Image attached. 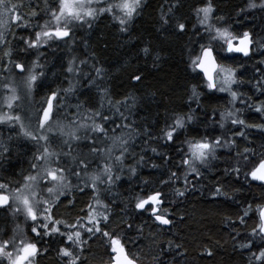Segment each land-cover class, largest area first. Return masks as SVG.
Wrapping results in <instances>:
<instances>
[{
	"label": "trees",
	"instance_id": "obj_1",
	"mask_svg": "<svg viewBox=\"0 0 264 264\" xmlns=\"http://www.w3.org/2000/svg\"><path fill=\"white\" fill-rule=\"evenodd\" d=\"M205 2L143 0L139 14L125 26L127 31H121L120 24L105 16L92 22L90 28L87 24L73 27L67 44L63 41L50 42L49 46L38 50L25 51L24 40L50 20L49 9L55 10L58 0H12V3L22 5L20 11L28 15L29 27L10 25V33H5L6 42L0 43V91L3 93L9 90L4 87L7 78L18 81L17 77H21L7 63L10 58L5 52L11 49L12 58L24 63L26 70L38 59L43 65L40 71L55 75L52 85L44 86L46 79L39 83L34 93L35 99L48 94L54 85L63 90L71 83L75 90L64 97L63 109H78L81 119L90 107L99 106L103 90L107 89L101 111L113 116L116 124L122 122L129 125L127 128H116L110 136L126 135L135 130L134 144L129 148L131 154L125 158L122 166H115L114 174L120 175L121 180L108 190L98 181L97 192L80 185L55 204L52 215L54 219L73 223L85 216L89 204L93 207L96 201H100L102 212L109 217L107 224L102 222L100 227L112 236H119L128 255L139 264H250L254 259L250 251L264 243L256 237L253 249L240 247L248 239H253L250 234L258 227L259 217L255 209L264 206V186L245 180L243 174L239 180L234 174H229L231 166L237 163L234 159L237 150L243 152L244 148H249L250 155L255 154L253 160L264 155V131L249 128L246 130L247 139H244L235 136L237 129L243 126L226 121L222 128L220 114L233 109L231 97L218 91L210 92L189 67V50H196L201 43H208L207 34L195 15V9L204 6ZM211 2L215 8L212 23L227 26L236 35L249 32L255 41L250 57L220 52L218 62L237 70L240 83L234 86V90L242 98L253 104L264 101V89L257 88V80L264 84V9L250 8V0ZM254 2L259 5L262 0ZM32 12L37 14L32 16ZM162 17L167 19L166 24ZM181 22L186 25L185 33L178 31L177 25ZM146 47L150 51L147 56L143 51ZM72 60L75 61V68L82 69L79 75L66 71ZM81 61L86 63L82 64ZM94 66L102 68L103 78L96 76ZM135 74L142 75L143 83L139 86L132 79ZM193 86L200 94L198 100L192 97ZM125 98L127 107L122 105L120 110L127 117L126 120L107 103L108 100L115 103ZM235 108L241 110L238 115L246 123H264V117L256 113L254 107L241 103L240 99L235 102ZM188 113L194 116V120L181 130L183 134L177 133L179 139L173 144H165L163 140L155 138L166 122L171 123L175 116ZM109 126H113L111 122ZM145 129L148 134H144ZM202 136L221 137L229 141L235 139L236 144L220 148L217 158L207 168H201L198 178L188 174L186 185L185 169L181 163L183 152L180 150L186 149L185 140ZM88 144L86 142L79 146L84 155L88 154L92 160L86 172L92 175L101 170L97 165L103 160L99 154L92 156ZM105 146L111 147L112 141L98 142V147ZM153 147L160 155L152 152ZM30 149L28 142H9V152L0 154L2 181H18L28 173L31 166ZM117 154L119 149L113 157ZM141 156L144 159L139 161ZM153 164L157 167H152ZM131 168L136 169L135 175L131 174ZM173 172L176 173L175 177L172 176ZM216 186H221L227 195L216 196ZM81 187L84 191H80ZM177 189L186 190V195H175ZM156 190L166 191L169 195V200L161 206L162 210L166 207L171 213L173 223L167 229L159 226L149 212L135 208L137 197ZM103 205H107V208ZM248 205H252V210L244 218L245 223L240 224L239 218ZM4 215L17 216V221L21 223L18 229L32 234L33 222L11 209L0 212V231H6L10 226L8 216ZM90 235L91 239L88 238ZM35 237L31 235L28 240L36 242L41 249L37 256L38 264H63V259L58 255V248L63 246L62 238ZM82 239L87 243L83 252L77 253L79 264H109L112 261L108 237L83 232ZM205 249H212L213 256L208 257Z\"/></svg>",
	"mask_w": 264,
	"mask_h": 264
},
{
	"label": "snow or ice",
	"instance_id": "obj_2",
	"mask_svg": "<svg viewBox=\"0 0 264 264\" xmlns=\"http://www.w3.org/2000/svg\"><path fill=\"white\" fill-rule=\"evenodd\" d=\"M92 2L93 0H58L55 10L49 9L50 20L46 21L38 31L32 33L29 39L24 40L25 51L28 49L38 50L49 46L50 42L63 41L67 44L72 36L73 27L87 24L90 28L92 21L98 15L104 12L113 13V10H116L114 18L119 19V23L122 26L121 31H127L125 26L133 21L143 6V0H116V2L97 9L91 6ZM21 7L22 5L12 3V0H0V43L6 42L5 33H10V25H15L17 28L29 27L28 15L20 11ZM249 7L264 9V0L259 5L254 0H250ZM214 12L215 8L211 0H206L204 6L195 9L197 20L207 34L208 43H201L198 49L189 50V67L203 80L205 87L210 92H227L231 96L233 109L225 110L220 114L222 121L220 126L223 128L226 121H230L232 125L243 126L237 129L235 136L247 139V129L257 128L260 131H264V123H246L238 115L241 110L235 108V102L240 99L241 103L254 107V111L264 117V101L253 104L248 99L242 98L233 89L234 85L240 83L237 79V70L219 63L217 57L220 52L239 53L245 57L249 56L253 43L252 37L249 32L236 35L227 26H218L212 23ZM36 14V12L31 13L32 16ZM216 18L219 19V17ZM162 20L165 24L168 22L164 17H162ZM177 28L180 33H185L186 31L185 23H178ZM213 42H215V45ZM143 51L146 56L150 54L147 47ZM5 55L10 58L7 63L11 64L14 70H18L19 73L26 72L25 64L18 62L17 58H12L11 49L6 51ZM81 63L84 64L86 61H81ZM74 65L75 61H70L66 71L79 75L82 69H77ZM37 68H43L38 59L32 63L27 69L26 75L22 77L29 95L38 86V79L45 75L43 71L37 73ZM3 70L7 71V68ZM102 71V68L95 67L97 77L103 78ZM132 79L137 86L143 83L141 74L133 75ZM6 87L8 86L6 85ZM257 88L258 90L264 89V84L259 80H257ZM74 90L75 88L71 83L68 88L63 90L49 89L43 105L36 113L35 130H27L20 115H0V123L5 121L17 122L23 135L38 145L37 154L34 155L31 164L34 174L30 173L24 177L23 187L9 190V184L0 183V208L11 209L14 213H22L26 218L30 219L33 222L31 232L41 239L46 236L62 238L61 244L63 246L58 248V255L63 259V264H79V255L77 253H82L84 245L87 243V240L82 239L83 232L89 234L100 233L108 237L111 252L114 254L112 256V264H136L135 258L129 257L120 237L112 236L108 231L100 227L102 222L107 224L108 214L98 212L91 204L88 205V211L85 216L73 223L53 218L52 208L55 206L59 196L64 195L65 190L71 185L70 177L74 176L79 180L81 172H87L92 163V160L87 157L72 155L73 143L79 142L82 138L87 139L90 153L96 155L101 153L98 142L109 139L112 141V146H105L103 150L102 164L97 165L101 170L88 177L90 184L87 181L85 182V187H91L93 192L98 190V181L111 185L114 179H119V176L114 174L113 167L123 165L125 158L131 154L129 148L134 144L135 130L130 131L127 135L110 136V133L115 132L116 128H127L129 125L122 122L121 124H116L113 116L101 111L104 107V96L107 95V89L103 90L99 106L90 107L87 110L88 114L82 117L85 121L84 123L73 120L71 124H65L60 118V112L65 107L64 97ZM9 91L12 94L5 96L4 99L7 107L12 109L14 102L20 97L16 94L15 87H9ZM61 91L64 93L63 96ZM191 94L192 97L198 100L200 94L195 86L192 87ZM262 95H264V92H262ZM107 103L114 107L116 112L120 113L122 119H127L120 110L122 105L127 107V98L115 103L108 100ZM78 107L80 106L78 105ZM193 120L194 116L191 113L175 116L171 123L166 122L165 127L160 130L159 135L155 138L163 140L165 144H173L175 140L179 139L177 133L186 129ZM110 122L113 125L112 127L109 126ZM53 125H55L60 136L63 137L59 148L53 147V144L56 143L55 137L50 138L47 134L52 132ZM81 129L86 132L84 137L79 135ZM87 133H91V135H87ZM144 134H148L147 129H145ZM181 134L183 133L181 132ZM184 143L187 147L180 151L183 152L181 163L185 169V184L187 185L188 174H194L198 178L201 175V168H207L211 161L217 158L216 154L220 148L232 147L236 144V141L235 139L229 141L221 137L208 138L207 136H202L199 139H187ZM65 146L67 151H65ZM117 146H119V154L113 157V149ZM151 150L160 155L155 147ZM254 155V153L250 155V149L247 147L244 148L243 152L237 150L234 156L237 163L231 166L229 174H234L237 180L243 174L245 180L259 182L261 186H264V155L253 160L252 156ZM63 156H71L75 167L65 166L67 162H61ZM143 159V156H141L139 161ZM109 161H112V163H109ZM152 167L155 168L157 165L153 164ZM225 171L228 170L226 169ZM130 172L135 175L136 169L131 168ZM172 176L175 177L176 173L173 172ZM164 183H168V181H164ZM80 191H84V188L81 187ZM42 193L48 194L47 197L43 196ZM214 193L216 196L227 195L222 191L221 186H216ZM175 195L184 197L186 190L177 189ZM166 200H169V195L166 191L146 192L142 197L136 198L135 208L149 212L160 225H171L173 223L170 218L171 213L168 212L166 207L163 210L161 209ZM103 207L106 209L107 205H103ZM250 210H252V205H248L243 215L239 218L240 224L245 223L244 218L249 216ZM255 211L259 217L258 227L254 228L250 234L253 239H248L240 245L242 249H253L254 238L256 237H259L264 242V206L257 207ZM85 219L87 224L82 222ZM230 223L235 224L236 222L230 221ZM128 227L130 228L131 225H128ZM88 238L91 239V235ZM9 246H11V250H9ZM44 251H47V249ZM40 253L41 249L37 243L31 240L21 238L17 242L13 238L0 241V259L6 260L7 264H36V257ZM205 254L211 257L213 256V250L205 249ZM250 256L254 258L250 261V264H264V243L257 245L255 250L250 251Z\"/></svg>",
	"mask_w": 264,
	"mask_h": 264
},
{
	"label": "rangeland",
	"instance_id": "obj_3",
	"mask_svg": "<svg viewBox=\"0 0 264 264\" xmlns=\"http://www.w3.org/2000/svg\"><path fill=\"white\" fill-rule=\"evenodd\" d=\"M112 2H116V0H93L92 2V7L94 8H102L105 7L107 4L112 3ZM116 15V10H113V13H108V12H104L100 15H98L95 20H93L92 22L102 18V17H109L112 21L119 23V19L114 18V16ZM79 26V25H78ZM81 26V25H80ZM254 39V38H253ZM254 41V40H253ZM255 42V41H254ZM3 44V43H2ZM215 44V42H214ZM1 47H3V45H1ZM225 54H231V53H227L225 52ZM224 54V55H225ZM227 66V65H225ZM228 67V66H227ZM37 73L40 72V68L36 69ZM27 72V70H26ZM25 73H20L21 77H17L19 78L18 81H16L14 78H7L5 80V88L9 87H15L16 89V94L20 97L18 100H16L13 104L12 109H9L7 107V104L5 103V96L11 95L12 93L8 90L7 93H3V91H0V115H6V114H11V115H20L21 119L23 121V123L26 126L27 130H35L36 129V113L40 110L41 106L44 103V98L46 97L43 96L41 98H36L35 99V91L38 89L39 87V83L43 80L44 86L46 85H52L54 79H55V75H48L45 74L43 77L39 78L37 81V87L34 89V91L32 92L31 95L28 94L24 83H23V79L22 77L26 75ZM6 85L8 87H6ZM235 86V85H234ZM233 86V89H234ZM53 90H58L59 87L57 85L52 86ZM2 89V86L0 85V90ZM60 90V89H59ZM221 93V92H219ZM221 94L224 95H228L230 96L227 92H223ZM61 95L63 96L64 94L61 92ZM231 97V96H230ZM65 100V99H64ZM81 112L78 109H62L60 112V115L65 116L62 117L60 116V118L62 119V121L65 124H71L73 120L75 121H79L81 123H84L85 121L83 120V118L79 119V114ZM84 115H87L88 113H83ZM81 115V114H80ZM83 115V116H84ZM47 127V126H46ZM50 138H52L53 136L56 139V143L53 144V147L59 148L60 145V141L63 139V137L60 136L58 130L56 129L55 125H53V130L51 133H47ZM79 135L81 137H84L86 135V132L84 129H81L79 132ZM87 135H91V133H87ZM127 135V134H126ZM116 136V135H114ZM22 141V142H28L31 145V151H29V155H30V161L29 164L31 165L33 162V157L34 155L37 154V148L38 145L36 144V142L31 141L29 138L25 137L23 135V133L21 132L20 128H19V124L15 121H5L4 123H0V154H7L8 151V144L11 141ZM89 142L86 139H81L79 142L73 143L72 145V155L74 156H78V157H89V155L87 154L86 156L84 155V152L82 150V148H80L79 145H82L83 143ZM42 143V142H41ZM119 149V146H117L116 148L113 149L112 155ZM103 150L104 148H101V153L99 154L102 157L103 160ZM65 151H67V147L65 146ZM98 155V154H96ZM92 156H95L94 154H92ZM71 156H63L61 158V162L62 163H66L65 166L67 167H75V165L72 163V157L69 158ZM99 159V157H98ZM109 163H111V161H109ZM102 164V163H101ZM92 167L94 168V164L92 165ZM115 166L113 167V172L115 173ZM79 170V169H77ZM34 174L33 170L31 168V166L28 168V173L25 174L22 179L18 180V181H2V179L0 178V183H7L10 186L9 190L15 189L17 187H23V183H24V177L28 174ZM90 176V174L86 173V172H81V178L78 180L76 177H70L71 179V185L69 186L68 189L65 190L64 195H60L58 200L60 201L62 198H65L66 196H68L74 189L79 188L80 185H85V182L87 181L89 184L91 183L90 181H88V177ZM119 176V179L116 180L114 179V182L109 185V184H105V190H108L110 187H114L115 186V182H118L121 180V176ZM107 186V187H106ZM108 188V189H107ZM43 196L47 197L48 194L46 193H42ZM58 200L56 201V203L58 202ZM55 203V204H56ZM102 203L99 201V203H97V201L95 202L93 208L96 209L98 212H102L101 209ZM4 216H8V215H4ZM9 219V223L10 226L8 228H6L7 230H2L0 231V241H3L4 239H8V238H12V237H21V238H28L30 237L32 234L31 233H27L25 230H19L18 227H21V223L17 221V216L14 215H10L8 216ZM83 223L87 224L86 219L84 221H82ZM30 234V235H28ZM11 250V247H10ZM113 256V254H112ZM0 264H7L6 260L0 259Z\"/></svg>",
	"mask_w": 264,
	"mask_h": 264
},
{
	"label": "bare ground",
	"instance_id": "obj_4",
	"mask_svg": "<svg viewBox=\"0 0 264 264\" xmlns=\"http://www.w3.org/2000/svg\"><path fill=\"white\" fill-rule=\"evenodd\" d=\"M251 37H252V35H251ZM252 41H253V37H252ZM253 46H254V42H253V45H252V48H253ZM232 54H235V55H240V54H237V53H232ZM240 56H242V55H240ZM251 56V55H250ZM250 56H248V57H250ZM243 58H248V57H244V56H242ZM18 71V70H17ZM22 148V147H21ZM59 201V200H58ZM138 211H142V210H138ZM154 219V218H153ZM155 221V220H154ZM159 226H161V227H163V228H170V226L169 227H165V226H163V225H160L157 221H155Z\"/></svg>",
	"mask_w": 264,
	"mask_h": 264
},
{
	"label": "flooded vegetation",
	"instance_id": "obj_5",
	"mask_svg": "<svg viewBox=\"0 0 264 264\" xmlns=\"http://www.w3.org/2000/svg\"><path fill=\"white\" fill-rule=\"evenodd\" d=\"M3 210H4V209H0V212L3 211ZM32 235L35 237V234L32 233ZM13 238H15V239L17 240V242L21 239V237H12V238H8V240H9V239H13ZM35 238H36V237H35ZM23 239L28 240V238H23ZM36 264H38V259H37V257H36Z\"/></svg>",
	"mask_w": 264,
	"mask_h": 264
},
{
	"label": "water",
	"instance_id": "obj_6",
	"mask_svg": "<svg viewBox=\"0 0 264 264\" xmlns=\"http://www.w3.org/2000/svg\"><path fill=\"white\" fill-rule=\"evenodd\" d=\"M252 45H253V43H252ZM252 45H251V51H250V54H249V56L251 55V53H252ZM237 54H239V53H237ZM240 55H242V54H240ZM243 56V55H242ZM245 57V56H244ZM248 57V56H247ZM257 183H259V182H257ZM163 226H165V227H169L170 225H163ZM130 257V256H129ZM131 258V257H130ZM112 264V263H111ZM136 264H138L137 262H136Z\"/></svg>",
	"mask_w": 264,
	"mask_h": 264
}]
</instances>
